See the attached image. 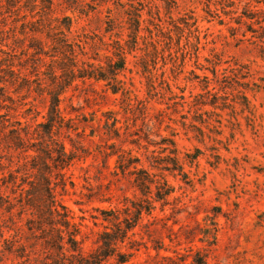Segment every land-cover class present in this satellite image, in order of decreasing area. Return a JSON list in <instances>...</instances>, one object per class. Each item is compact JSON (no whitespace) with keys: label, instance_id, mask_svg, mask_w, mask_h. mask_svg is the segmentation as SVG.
<instances>
[{"label":"rangeland","instance_id":"1","mask_svg":"<svg viewBox=\"0 0 264 264\" xmlns=\"http://www.w3.org/2000/svg\"><path fill=\"white\" fill-rule=\"evenodd\" d=\"M50 1L0 0V86L13 98L1 113L22 122L45 120L48 98L38 89L30 48V28H49L35 22L41 17L72 19L68 35L87 52L80 58L105 64L118 42L126 56L119 92L102 80L78 79L61 96L62 113L79 132H60V138L67 149L74 148L68 136L80 148L66 169L74 186L59 188L58 197L83 250L96 248L108 225L102 210L155 199L154 185L144 195L135 175L118 167V155L107 156L122 147L173 187L134 229L146 243L132 250L134 264H173L162 256L179 262L185 256L182 264H192L198 250L207 254L205 264H264V0H53L52 12ZM37 37L46 40L45 33ZM41 70L49 83L48 64ZM112 117L119 120V138L107 132ZM11 136L0 132V178L10 181L6 187L0 179V192L10 199L9 210L0 207V264H43L41 231L36 237L27 225L35 210L30 205L20 213L19 200L30 196L12 191L9 173L21 182L25 160L5 147ZM163 140L175 143L186 178L162 168L161 158L170 153Z\"/></svg>","mask_w":264,"mask_h":264},{"label":"trees","instance_id":"2","mask_svg":"<svg viewBox=\"0 0 264 264\" xmlns=\"http://www.w3.org/2000/svg\"><path fill=\"white\" fill-rule=\"evenodd\" d=\"M53 4L54 2L51 0L49 5L51 12L53 11ZM45 19L44 21V18L41 17L35 22L48 23L49 28L43 29L33 26L30 28L32 32L30 39L33 41L30 48L34 49L32 54L37 57L36 60L38 61L34 66L37 83L40 87L38 89L43 91L46 89L48 98V110L46 116H44L45 120L37 123L22 122L18 118L12 120L9 112H0V132H10L12 134L8 140H5V147L8 150L20 151L25 160L20 165L23 169L21 182H18L13 171L9 173L13 186L12 191L15 192L14 190L18 188L21 191V196L23 193L30 196L26 203H23L22 199L19 200L22 208L20 213L22 214L25 207L30 205L35 210V212H32L33 217L27 219V225L36 237V231H41L39 238L43 247V264H134L132 257L135 252L132 250L140 249L141 244L146 245V243L135 238L137 233L134 229L140 224L143 213L151 214L155 209L154 200L166 201V198L173 192V187L166 179L162 178L161 181L157 179V174L149 173L143 166L139 167L140 158L133 155L131 149L125 150L119 147L117 150L113 149L108 152L107 156L118 155V167L123 174L135 175L134 184L144 195L152 192L151 185L155 186L156 194L153 201L149 198L134 201L130 206L122 208V211L111 209L104 212L101 209L105 213L103 220L108 225L100 233L97 247L88 252L81 247L77 238L79 231L70 219L68 208L58 197L59 188L64 192L67 191L69 184L72 187L74 186V181L71 176L67 175L66 169L77 159L80 148L68 136L74 147L69 150L66 148L64 140L60 138V132H79L74 123L71 124V118L66 119L63 115L60 106L63 100L61 96L66 88L78 79L83 81L92 79L105 81L113 93L123 89V80L119 78V74L126 68L124 47L118 42L113 56H105V64L89 62L79 56L80 54L83 56L87 54L85 46L78 43L76 39H71L68 35L72 32V19L69 16L52 17L50 14ZM53 21L60 22L66 30L58 26L60 29L54 31L53 29H56L57 25H53ZM32 22L34 23V21ZM136 30H139V25ZM44 33L46 40L37 37V34ZM47 47L51 51L47 50ZM77 48L80 49V52ZM95 56V59H100L98 53ZM46 57L50 58L49 63L46 61ZM47 64L48 72H43V74L48 73L49 83L44 82V77L40 76L41 67ZM8 72L11 75L16 74L11 67L8 68ZM28 91H31V88H28ZM6 99L13 100V98H9L6 92V85L0 86V109L6 107L4 103ZM118 122L119 120L116 117H112L111 122L106 121L107 132L114 133V135H111L112 138L120 137ZM78 136L80 137L79 134ZM3 143V141L0 142V145ZM162 143H164L162 146L163 151L169 150L170 152L166 158H161L165 161L162 168L173 172L178 171L183 178H186L187 173L176 155L178 151L175 143L170 140H163ZM171 146L172 148H170ZM111 147H114V144ZM4 155L0 153V158ZM189 157L195 159L196 156ZM10 162L12 164L13 160L10 159ZM159 164L161 163L159 162ZM0 165L3 166L2 163ZM0 179L3 180L2 185L9 186L10 181L6 180L5 176ZM25 183H28L30 187L26 189ZM5 204L9 210L10 199L0 192V207ZM162 245L160 243L155 248L161 249ZM124 247L127 249H124ZM162 257L172 260L173 264H182L186 260L185 256H179L181 262L172 259L170 256ZM206 259L207 254H201V251L198 250L193 257L192 264H205ZM154 264L165 263L158 261Z\"/></svg>","mask_w":264,"mask_h":264}]
</instances>
